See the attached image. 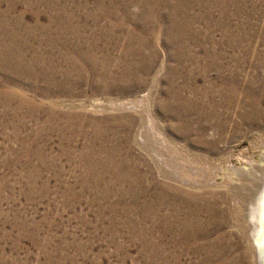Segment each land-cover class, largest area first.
I'll return each mask as SVG.
<instances>
[{
  "label": "rangeland",
  "instance_id": "rangeland-1",
  "mask_svg": "<svg viewBox=\"0 0 264 264\" xmlns=\"http://www.w3.org/2000/svg\"><path fill=\"white\" fill-rule=\"evenodd\" d=\"M261 163L264 0H0V264H260Z\"/></svg>",
  "mask_w": 264,
  "mask_h": 264
},
{
  "label": "bare ground",
  "instance_id": "bare-ground-1",
  "mask_svg": "<svg viewBox=\"0 0 264 264\" xmlns=\"http://www.w3.org/2000/svg\"><path fill=\"white\" fill-rule=\"evenodd\" d=\"M153 118V117H152ZM154 123V127L156 128L158 134L157 138H160L161 141L164 142V144L167 142V144L171 143V140L166 136V134L162 131V129H160V127L158 126L157 123H155V121H153ZM153 127V128H154ZM151 128V127H150ZM155 132V131H154ZM155 135V136H156ZM171 146H173V143L170 144ZM148 146V145H147ZM175 146V145H174ZM150 147V146H149ZM169 147V146H168ZM177 148V147H175ZM151 149V153L152 156L154 155L156 160H163V156L161 157L160 154H158L160 151L155 148V147H150ZM176 149H174L175 151ZM179 150V149H177ZM149 152V154H150ZM158 152V153H157ZM176 152V151H175ZM173 152V153H175ZM178 152V151H177ZM179 153V152H178ZM153 156V158H154ZM185 156V155H184ZM180 157V156H179ZM181 159V158H180ZM183 159V156H182ZM185 159V158H184ZM187 160V159H186ZM193 163V162H192ZM170 167V166H169ZM174 169V168H173ZM255 171H252L253 176H251V171L249 172L250 176L252 177V179L255 180L258 179L260 182L258 183V189L257 192L255 194L254 199L251 201V207H250V212H249V218H250V222L252 224V230H251V237L253 238L254 242H255V246H257L259 253H261V259L260 261L263 262L264 261V165L261 166L257 165L256 168H254ZM252 169V170H254ZM166 170V169H165ZM181 174V173H180ZM191 174V172H190ZM243 174V173H242ZM247 174V175H249ZM182 176V175H181ZM192 176V175H191ZM246 176V175H245ZM190 178V177H189ZM192 178V177H191ZM192 180V179H191ZM194 180V178H193ZM247 183V182H246ZM252 183V181H251ZM257 185V184H256ZM243 187V186H242ZM251 187V185H250ZM252 189V188H251ZM248 211V210H247ZM248 213V212H247ZM260 263V262H259Z\"/></svg>",
  "mask_w": 264,
  "mask_h": 264
},
{
  "label": "water",
  "instance_id": "water-1",
  "mask_svg": "<svg viewBox=\"0 0 264 264\" xmlns=\"http://www.w3.org/2000/svg\"><path fill=\"white\" fill-rule=\"evenodd\" d=\"M258 258H259V262H260V264H264V261H263V262L260 261V259H261L262 257H261V253H259V251H258Z\"/></svg>",
  "mask_w": 264,
  "mask_h": 264
}]
</instances>
